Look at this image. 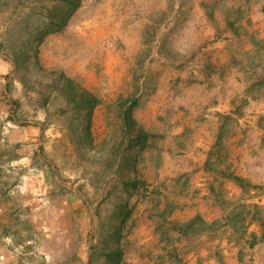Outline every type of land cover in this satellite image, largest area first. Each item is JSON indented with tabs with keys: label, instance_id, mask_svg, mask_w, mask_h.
<instances>
[{
	"label": "rangeland",
	"instance_id": "obj_1",
	"mask_svg": "<svg viewBox=\"0 0 264 264\" xmlns=\"http://www.w3.org/2000/svg\"><path fill=\"white\" fill-rule=\"evenodd\" d=\"M56 7L0 0V264H255L264 0Z\"/></svg>",
	"mask_w": 264,
	"mask_h": 264
},
{
	"label": "trees",
	"instance_id": "obj_2",
	"mask_svg": "<svg viewBox=\"0 0 264 264\" xmlns=\"http://www.w3.org/2000/svg\"><path fill=\"white\" fill-rule=\"evenodd\" d=\"M79 5L80 0H57L56 8L60 11L51 13V15L42 23L43 28L42 30L37 32L35 37L36 44L39 45L44 39V37H46L47 35L60 32L62 29H64L70 17L77 10ZM60 77L63 79L65 84L71 88L72 82L69 79H66L63 75H61ZM74 96L77 97L79 101L84 104L89 114H91L93 108L98 104V100L86 92L74 90ZM125 105V103L121 105L120 115L122 119V127L125 131L124 134L128 135L130 131H133V128L136 125L135 122L130 118L129 114V111L134 107V105L132 103H129L127 105V108H125ZM146 138L147 135L142 130H138L135 133L132 142H134L135 145H139L142 144L146 140ZM235 179V181H242L239 178ZM113 255L119 256L120 253L118 251H115Z\"/></svg>",
	"mask_w": 264,
	"mask_h": 264
},
{
	"label": "crops",
	"instance_id": "obj_3",
	"mask_svg": "<svg viewBox=\"0 0 264 264\" xmlns=\"http://www.w3.org/2000/svg\"><path fill=\"white\" fill-rule=\"evenodd\" d=\"M264 142V141H263ZM259 150H256L257 153H255L256 155H259L263 157L264 159V147L259 146ZM256 159V158H255ZM257 166L253 168V175H251L253 177V180L255 181V179L260 182V181H264V162H256ZM258 233H256V235H254V240L256 243H251V252L254 253L255 256H257V259L255 260V264H264V243H259L258 242Z\"/></svg>",
	"mask_w": 264,
	"mask_h": 264
}]
</instances>
